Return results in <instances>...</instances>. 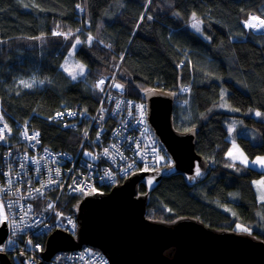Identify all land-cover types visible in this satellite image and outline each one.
<instances>
[{"label":"trees","instance_id":"trees-1","mask_svg":"<svg viewBox=\"0 0 264 264\" xmlns=\"http://www.w3.org/2000/svg\"><path fill=\"white\" fill-rule=\"evenodd\" d=\"M78 3L90 41L86 34L53 36L54 30L75 29ZM193 14L199 30L188 26ZM249 14L264 18V0H0L4 113L38 128L51 149L74 152L80 130H63L47 117L62 102L94 110L98 77L118 69L117 80L135 99L146 89L177 92L179 82L189 84L188 92L178 93L173 125L195 131L196 151L210 173L192 187L180 174L163 178L147 195L145 215L165 223L191 216L264 241V202L258 203L253 187L264 172L226 156L230 118L238 121L231 136L246 155H264V33L245 32ZM77 39L73 55L86 66V83L69 81L60 71ZM52 79L55 86L47 83ZM29 80L41 83H21ZM222 88L233 111L221 108ZM256 111L261 115L255 117ZM138 188L146 192L143 184ZM81 198H71V209ZM238 221L250 231L237 229Z\"/></svg>","mask_w":264,"mask_h":264},{"label":"built area","instance_id":"built-area-1","mask_svg":"<svg viewBox=\"0 0 264 264\" xmlns=\"http://www.w3.org/2000/svg\"><path fill=\"white\" fill-rule=\"evenodd\" d=\"M83 13L81 4H76L75 29L54 30L53 36L86 34L90 40L89 23ZM261 21V16L249 14L242 26L246 32L262 34L264 26H249ZM117 71L93 82L92 87L99 94L94 110L62 102L47 117L63 130H80L74 152L46 146L38 128L11 115L6 117L0 100V223L10 228L0 255H7L12 261L15 255H24L28 264H109L103 253L90 246L59 251L48 259L43 251L46 238L53 231L75 233L77 221L71 198L103 193L132 174L165 163L147 123L145 102L125 94ZM189 88V84H184L181 92L186 93ZM48 200L61 203L62 208L55 210ZM44 213L52 217L47 218Z\"/></svg>","mask_w":264,"mask_h":264},{"label":"water","instance_id":"water-1","mask_svg":"<svg viewBox=\"0 0 264 264\" xmlns=\"http://www.w3.org/2000/svg\"><path fill=\"white\" fill-rule=\"evenodd\" d=\"M179 90L180 82L177 92L150 88L141 94L147 123L171 162L132 174L106 192L82 197L75 211V234L50 233L43 251L46 259L59 251L90 246L109 264H264V241L253 235L216 229L191 216L165 223L145 215L147 195L163 178L180 174L192 187L210 173L207 161L196 151L195 131L173 125ZM139 184L146 192H139ZM4 235L2 223L0 242ZM18 259L28 264L24 255ZM0 264L12 263L7 255H0Z\"/></svg>","mask_w":264,"mask_h":264},{"label":"rangeland","instance_id":"rangeland-1","mask_svg":"<svg viewBox=\"0 0 264 264\" xmlns=\"http://www.w3.org/2000/svg\"><path fill=\"white\" fill-rule=\"evenodd\" d=\"M199 23V28H194L192 25L193 23ZM188 26H190L192 29L194 30H199L200 29V22L198 21L197 18H194L192 17L190 22L188 23ZM86 41H90L89 39H86ZM80 43V40L77 39L72 48L70 49V51L67 53V55L65 56L61 66H60V71L63 73V76H65L69 81H83V82H87V75H86V66L83 65L82 63H80L73 55V52L75 50V48L78 46V44ZM83 66V74H80V68L79 66ZM73 76H75V79H73ZM26 83L28 84H34V83H41V82H35L33 80H29V81H26ZM47 83L50 85H56L57 81L55 79H52L50 81H47ZM25 85V84H24ZM226 95H227V90L225 88H222L221 90V99H220V105H221V108L226 110V111H233V108L230 106V104L228 103L227 99H226ZM228 122H230V120H228ZM229 127V125H228ZM236 144H238L236 142ZM238 146H240L238 144ZM153 170V169H151ZM235 227L239 230H243V232H248L250 231L246 226H244V224H242L241 222H237L235 224ZM15 260L19 262V259H18V256L15 255Z\"/></svg>","mask_w":264,"mask_h":264},{"label":"crops","instance_id":"crops-1","mask_svg":"<svg viewBox=\"0 0 264 264\" xmlns=\"http://www.w3.org/2000/svg\"><path fill=\"white\" fill-rule=\"evenodd\" d=\"M257 113H258L257 111L254 112L255 117L258 116ZM228 120H230V122H228ZM228 120H226L225 122V127L228 132L230 143L226 152V156L229 158V160L233 162L251 166L264 172V165L260 164L259 162H256L258 161V158H264V155H258L252 158L247 156L246 153L242 150L240 146H238V144H236V141L231 136L232 131L236 127L238 121L235 118H230ZM229 153H231V155ZM253 187L256 193L258 203L264 202V175L253 180ZM9 259L11 263L14 264L13 261L15 260V256L13 261L11 260L10 257Z\"/></svg>","mask_w":264,"mask_h":264},{"label":"snow or ice","instance_id":"snow-or-ice-1","mask_svg":"<svg viewBox=\"0 0 264 264\" xmlns=\"http://www.w3.org/2000/svg\"><path fill=\"white\" fill-rule=\"evenodd\" d=\"M193 18L195 20V14H193ZM194 28H199V23H193L192 25ZM250 27H254V28H258V27H262L264 26V21H261L260 24H249ZM80 68V74H83V66H79ZM73 79H75V76H73ZM21 83H24L26 87H31V84H28L24 81H21ZM100 83L102 84L103 81H100ZM257 115H261L260 113H257ZM231 155V153H229ZM260 164L264 165V158H258V161ZM197 174H199V169H197Z\"/></svg>","mask_w":264,"mask_h":264},{"label":"bare ground","instance_id":"bare-ground-1","mask_svg":"<svg viewBox=\"0 0 264 264\" xmlns=\"http://www.w3.org/2000/svg\"><path fill=\"white\" fill-rule=\"evenodd\" d=\"M195 18H197V17H195ZM197 19H198V18H197ZM48 202H49V205L51 204V206H52L55 210H60V209L62 208V205H61V203H59V202H55L54 200H48ZM39 208H40V210H41V205H39ZM44 214H45V216H46L47 218H51V217H52L51 214H48V213H44ZM1 224H2V222L0 223V225H1ZM4 227H5V231H6L7 234L3 236V241L0 242V249H1V247L3 246V244H5L6 238H7V236L9 235L8 232H10V228H9V227H7L5 224H4Z\"/></svg>","mask_w":264,"mask_h":264},{"label":"clouds","instance_id":"clouds-1","mask_svg":"<svg viewBox=\"0 0 264 264\" xmlns=\"http://www.w3.org/2000/svg\"><path fill=\"white\" fill-rule=\"evenodd\" d=\"M263 18V17H262ZM245 30V29H244ZM246 32V31H245ZM181 92V87H180V90L178 91V93H180Z\"/></svg>","mask_w":264,"mask_h":264}]
</instances>
